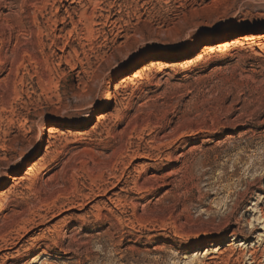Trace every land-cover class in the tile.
<instances>
[{"label": "rangeland", "instance_id": "rangeland-1", "mask_svg": "<svg viewBox=\"0 0 264 264\" xmlns=\"http://www.w3.org/2000/svg\"><path fill=\"white\" fill-rule=\"evenodd\" d=\"M0 195V264H264V0H0Z\"/></svg>", "mask_w": 264, "mask_h": 264}, {"label": "bare ground", "instance_id": "bare-ground-1", "mask_svg": "<svg viewBox=\"0 0 264 264\" xmlns=\"http://www.w3.org/2000/svg\"><path fill=\"white\" fill-rule=\"evenodd\" d=\"M231 25V24H230ZM229 24H226V23H221L219 25H217L215 28H211L210 30H206L204 32V35H211L212 33H214L215 31H229L231 26ZM184 45V43H181L179 45H177V49L179 48H182V46ZM56 126H61V123H63L62 121V117L61 116H58L56 119L53 120V122ZM53 124V125H54ZM50 136H51V139L52 138H55V134L56 132L54 131V129H51L50 131ZM32 157V154L28 153L24 159H28ZM136 159L139 160V161H145V160H149V161H154V162H157L159 161L161 158H157V159H153L152 156L150 155H144V154H136L135 155ZM159 157V156H158ZM135 160V159H134ZM128 169V168H127ZM47 171V170H45ZM44 171V172H45ZM127 174V175H126ZM27 175V174H26ZM32 177V176H30ZM42 177H45L44 175ZM119 177V176H117ZM156 177H153V178H150L147 180L146 183H150L152 181H155ZM43 179V178H42ZM131 178L129 177V174L127 173V170H125L123 172V174L117 178V180L115 182H113L111 184V189L109 188H104L103 190V195H109V193L111 191H113L114 189H117L119 187H121V185L123 186L122 188L123 191L125 193H139L141 191L142 193V190L143 187L141 188L140 186H138V182L135 183V182H132L130 180ZM162 179V178H161ZM165 179V178H164ZM163 179V181H159V179H156V183H157V186L160 185V183H162V186L163 185H166L165 183V180ZM25 180V179H24ZM29 181V180H28ZM132 183L133 186H130V184ZM145 183V182H144ZM150 184H153L150 183ZM106 185V184H105ZM154 185V184H153ZM156 185V184H155ZM160 186V187H162ZM101 188V187H100ZM120 189V188H119ZM121 190V189H120ZM148 190V189H147ZM146 190V191H147ZM169 194V192L167 193ZM97 195V194H96ZM95 194H92L90 196H86V197H82V198H77L76 201L78 202H70L67 207H73L71 209H76V208H80V207H85L87 206V202L89 203V201H91L92 198H94L96 196ZM99 196V195H98ZM2 198V196L0 195V199ZM109 198V197H108ZM110 199V198H109ZM111 200V199H110ZM120 200V199H119ZM121 201V200H120ZM112 202V201H111ZM123 205V204H122ZM121 206V205H119ZM125 206V205H124ZM63 208V207H62ZM61 208V209H62ZM121 208V207H120ZM61 209L57 208V202H54L52 204H48V205H45L43 207H41L40 209H38L37 211H34V212H30V214H27V215H18L17 217H19V220L16 222L17 223V238H10V239H7V240H2L3 241V246L0 247V250H2L4 248V250H17L18 247H24V244L25 243H30L31 241H33L32 243H30L31 247H32V250L30 251V253L32 255H36L38 254V252H40L43 248H50L49 244H47L46 242H50V244H54L55 242V239H51L49 237H43V238H37V239H28V241H24L25 239H27V236L32 233L35 229H37L38 227L40 226H45L46 224H48L52 218L55 217V212L57 210H59V212H61ZM125 209V207H124ZM148 208L144 207V210L145 212L147 211ZM120 210V209H118ZM136 212V210H134ZM124 212V211H123ZM127 212V211H126ZM125 213V212H124ZM123 214V213H122ZM121 214V215H122ZM134 214V213H133ZM101 215V214H100ZM107 216V215H106ZM105 216V217H106ZM138 217V216H137ZM107 219V217H106ZM116 219H119V218H116ZM127 220V219H126ZM129 220V219H128ZM127 220V222H128ZM109 222V225L111 226L112 225V220H107ZM120 224H123L124 221L122 220V218H120L119 220H117ZM117 222V223H118ZM130 222V220H129ZM238 224V223H237ZM126 227V226H125ZM135 229V228H134ZM133 230V229H132ZM230 230V229H229ZM228 230V231H229ZM136 232V231H135ZM236 233V231H235ZM210 236V235H209ZM222 239V240H221ZM24 241V242H23ZM223 241V238L219 237V238H211L210 240L206 241V242H203L202 244L206 243L207 244V248H213L214 247H218L217 245H219L221 242ZM202 246V245H201ZM200 246V247H201ZM214 250V249H213ZM212 250V252H213ZM211 250H208L207 253H210ZM231 252V258L229 260H227V264H241V260L239 257H236V254L233 250L230 251ZM215 254H217V257H211L209 258L208 260H201L196 263V264H217V260H221V257L225 254V252L222 251V249H216L214 251ZM250 257L252 258L251 259V262L249 264H255L257 263V252H252L250 254ZM243 258V257H242ZM245 260V259H244ZM37 262H35V259L34 260H31L30 264H36Z\"/></svg>", "mask_w": 264, "mask_h": 264}]
</instances>
